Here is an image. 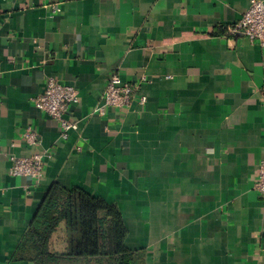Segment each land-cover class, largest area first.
I'll return each mask as SVG.
<instances>
[{
  "label": "crops",
  "instance_id": "obj_1",
  "mask_svg": "<svg viewBox=\"0 0 264 264\" xmlns=\"http://www.w3.org/2000/svg\"><path fill=\"white\" fill-rule=\"evenodd\" d=\"M249 3L0 0V264H115L71 254L65 218L35 244L54 186L117 209L138 264H264V47L223 28ZM115 72L145 102L99 113ZM48 77L78 90L66 138L34 104ZM34 152L38 181L10 174Z\"/></svg>",
  "mask_w": 264,
  "mask_h": 264
},
{
  "label": "built area",
  "instance_id": "obj_2",
  "mask_svg": "<svg viewBox=\"0 0 264 264\" xmlns=\"http://www.w3.org/2000/svg\"><path fill=\"white\" fill-rule=\"evenodd\" d=\"M227 36H244L250 42L264 47V0H250L248 8L240 18L223 26ZM140 83L132 84L122 80L118 72L108 79L104 91L103 102L97 111L104 113L106 107L119 110L130 108L137 99L140 104L146 97L138 94ZM78 90L71 84H64L53 77H48L43 90L34 98L36 108L56 120L62 138H66L70 130L77 128V122L67 118V110L71 104L77 103ZM24 140L28 144H36L38 134L26 128ZM12 164L9 172L14 176H26L38 181L43 174V154L34 152L29 156H11ZM253 188L264 206V156L259 162Z\"/></svg>",
  "mask_w": 264,
  "mask_h": 264
},
{
  "label": "trees",
  "instance_id": "obj_3",
  "mask_svg": "<svg viewBox=\"0 0 264 264\" xmlns=\"http://www.w3.org/2000/svg\"><path fill=\"white\" fill-rule=\"evenodd\" d=\"M103 208L112 217V225H107L98 216V211ZM43 209L44 212L30 229V237L40 248L57 222L65 218L70 230L79 235L71 239V254L84 257L102 254L113 258L115 264H138L135 253L124 245L126 230L119 211L113 206L80 190L54 186Z\"/></svg>",
  "mask_w": 264,
  "mask_h": 264
}]
</instances>
